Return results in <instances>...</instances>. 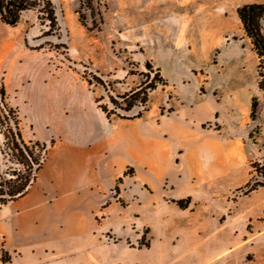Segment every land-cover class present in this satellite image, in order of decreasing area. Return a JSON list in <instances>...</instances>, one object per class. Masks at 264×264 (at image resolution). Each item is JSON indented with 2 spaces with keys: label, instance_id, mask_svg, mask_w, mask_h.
I'll return each instance as SVG.
<instances>
[{
  "label": "crops",
  "instance_id": "0c3cea01",
  "mask_svg": "<svg viewBox=\"0 0 264 264\" xmlns=\"http://www.w3.org/2000/svg\"><path fill=\"white\" fill-rule=\"evenodd\" d=\"M245 4L264 0H242ZM214 47L220 49L214 69L228 64L246 77L227 86L206 83L203 91L198 84L193 99L154 119L108 120L95 103L86 104L94 126L85 122L82 141L71 142L47 181L41 182L43 166L24 197L0 206L1 248L9 257L4 263L0 256V264H264V259H244L236 242L204 245L212 233L202 235L206 213L199 204L227 201L242 185L238 177L244 161L260 154L259 147L264 150L257 56L243 35L233 39L219 31ZM253 98L260 128L251 146ZM61 111L58 117L67 119ZM127 169L132 175L125 174ZM119 179L130 196L125 205L108 195ZM185 199L188 206L180 208L176 201ZM133 205L153 218L139 231L148 229L149 246L131 247L125 239L105 237L115 235L113 219L131 228L138 217L130 212ZM212 210L208 215L214 218ZM241 215L234 206L231 217Z\"/></svg>",
  "mask_w": 264,
  "mask_h": 264
},
{
  "label": "rangeland",
  "instance_id": "374dc122",
  "mask_svg": "<svg viewBox=\"0 0 264 264\" xmlns=\"http://www.w3.org/2000/svg\"><path fill=\"white\" fill-rule=\"evenodd\" d=\"M97 1L102 15L98 30L91 31L80 24L77 14L80 0H53L58 27L51 36L45 35L47 27L40 25L33 11L23 13L15 27L0 22V86L4 85L9 104L19 110L23 137L37 139L48 146L54 140L41 182L47 181L59 159L68 153L71 142L82 141V134L88 131L85 122L94 126L86 104L98 106L95 100L101 99L100 104L107 105L116 114L133 115L142 108L135 107L125 113L116 96L140 84L158 82L156 76H161L165 84H158L149 92L142 117L154 119L168 115L175 105L193 99L198 84L203 91L206 83L227 86L246 77L228 64L214 69L220 53L214 47L219 31L233 39L245 36L256 54L236 12L243 6L242 0ZM259 24L264 32V17ZM256 56L259 81L260 74L264 77V56ZM146 63L151 67H146ZM95 78L104 82L106 90L96 84ZM108 95L120 107L112 106ZM223 99L227 102L228 96ZM63 109L64 114L68 113L65 120L58 117ZM251 122L248 144L252 146L260 122L252 119ZM66 131L75 134L74 137L70 138ZM89 141L90 145L94 144L92 138ZM2 143L0 133V148ZM259 149L260 154L252 153L244 161L242 175L238 177L242 185L232 191L227 201L198 206V210L206 213L202 235L212 233L204 245L236 242L237 252L247 260L264 259V187L248 191L249 185L264 180L256 171L264 163V150ZM4 169L0 154V172ZM125 174L132 175V169H127ZM108 195L117 198L121 205L130 201L129 192L122 190V179L115 182ZM234 206L242 212L241 216L231 217ZM135 208L133 205L130 212L138 217L132 218L135 221L131 228L113 219L115 235L107 232L105 237L125 239L131 247L149 246L148 229L139 231L153 218L145 209L140 208L138 212ZM211 208L215 210L211 213L214 218L208 215ZM222 225L226 229L218 230ZM0 256H6L1 242Z\"/></svg>",
  "mask_w": 264,
  "mask_h": 264
},
{
  "label": "trees",
  "instance_id": "16d2710c",
  "mask_svg": "<svg viewBox=\"0 0 264 264\" xmlns=\"http://www.w3.org/2000/svg\"><path fill=\"white\" fill-rule=\"evenodd\" d=\"M100 2L97 0H80L77 10L80 24L88 30H98L102 22ZM28 11L36 13L40 25L46 26L45 35L51 36L57 30L58 19L53 5V0H0V22L10 27H15L22 17V14ZM89 12V16L87 15ZM237 15L242 23L243 29L251 39L254 51L259 57L264 56V32L260 28V20L264 17V4H248L237 9ZM91 18L88 21V18ZM146 67H151L146 63ZM157 70L156 75H159ZM258 88L264 91V77L260 74ZM158 82L152 80L148 84H140L129 92L116 96L121 100L125 113L132 111L135 107H141L142 110L133 115L116 114L108 109L107 105L100 104L101 99H96L98 108L105 114L108 120H134L142 117L146 111L149 92L156 89L158 84H165L161 76H156ZM96 84L106 90L104 82L95 78ZM108 102L112 106L120 107L117 100L108 95ZM0 100L2 109H0V133L3 136L0 154L5 162V169L0 172V206L16 201L24 197L30 187L37 181L38 174L44 164L49 159V150L54 146V140L50 141L48 146L45 142L37 139L26 140L22 134V120L19 110L13 107L7 101L6 90L3 84L0 86ZM250 118L252 121H259V104L256 98L252 99ZM9 163L12 166H9ZM258 175L264 178V163L259 168L256 167ZM258 187H264V180L255 182L248 186V191H254ZM189 199L176 201L180 208L188 206ZM2 261H9V257L2 256Z\"/></svg>",
  "mask_w": 264,
  "mask_h": 264
}]
</instances>
